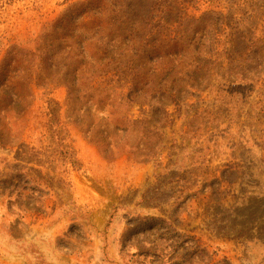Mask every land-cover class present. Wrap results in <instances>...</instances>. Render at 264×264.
I'll return each instance as SVG.
<instances>
[{"label":"rangeland","instance_id":"1","mask_svg":"<svg viewBox=\"0 0 264 264\" xmlns=\"http://www.w3.org/2000/svg\"><path fill=\"white\" fill-rule=\"evenodd\" d=\"M115 1L0 0V264H264V0H122L168 22L131 101Z\"/></svg>","mask_w":264,"mask_h":264},{"label":"trees","instance_id":"2","mask_svg":"<svg viewBox=\"0 0 264 264\" xmlns=\"http://www.w3.org/2000/svg\"><path fill=\"white\" fill-rule=\"evenodd\" d=\"M121 4L122 0H116L110 3L108 14L99 12L100 20L94 24L90 37L85 41L95 40L102 46V61L111 69V80H125L130 83V98L126 100L131 101L130 93L133 90L135 94L139 91L142 69L138 64L147 58H157L159 52L168 45L165 34L168 22H165V13L161 8L160 16L150 14L154 11V6L150 8L145 23L138 22L139 18H133L129 14L124 20ZM105 16H108L106 20ZM148 19L152 20L149 22ZM156 19L158 22H155ZM174 49H177L175 45L172 50Z\"/></svg>","mask_w":264,"mask_h":264}]
</instances>
